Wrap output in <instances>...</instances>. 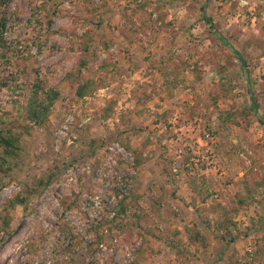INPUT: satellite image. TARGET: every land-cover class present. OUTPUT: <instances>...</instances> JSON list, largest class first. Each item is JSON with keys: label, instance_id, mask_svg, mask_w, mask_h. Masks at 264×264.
<instances>
[{"label": "rangeland", "instance_id": "obj_1", "mask_svg": "<svg viewBox=\"0 0 264 264\" xmlns=\"http://www.w3.org/2000/svg\"><path fill=\"white\" fill-rule=\"evenodd\" d=\"M133 14L143 29L124 38ZM4 16L0 129L28 124L30 86L58 99L46 127L20 133L9 174L0 171V264L264 262V188L232 208L247 196L244 182L264 183V0H12L0 8ZM87 31L89 49L75 36ZM108 53L121 72L76 100L78 76L88 74L82 63L97 68ZM159 58L191 87L159 92L165 80L150 72ZM220 112L234 116L229 131L216 125ZM111 144L134 161L117 169L132 187L127 218L110 230L95 218H106L103 204L114 201L116 183L102 167ZM85 162L93 170L87 182L68 185L69 166ZM18 195L26 203L9 209ZM190 231L204 242L191 243Z\"/></svg>", "mask_w": 264, "mask_h": 264}, {"label": "trees", "instance_id": "obj_2", "mask_svg": "<svg viewBox=\"0 0 264 264\" xmlns=\"http://www.w3.org/2000/svg\"><path fill=\"white\" fill-rule=\"evenodd\" d=\"M12 0H0V8H5L8 6L9 3H11ZM142 8H145V5H140ZM129 17L125 15V20L127 28H125L122 32V35L124 38H129V36H135L141 33V29H143L142 24H140L137 19L136 15L133 14L130 16L131 22L128 19ZM207 22L209 23L210 27L214 29V25L212 23L211 19H207ZM8 23V19L6 16H4L2 19H0V43L3 41V35L2 31L5 28V26ZM52 23V22H51ZM79 35V34H78ZM75 35L76 37H79L81 40L82 45L84 48L89 49L90 44L88 43L90 39V31L85 32L84 35ZM137 40V38H136ZM135 38L131 40L132 43L136 42ZM222 42H224V39H221ZM92 41V40H91ZM46 43V42H44ZM108 49L114 47L112 44H106ZM108 51V50H107ZM113 55L108 53L107 58H104L102 62L98 65L97 68L95 66L88 65V63H82V68L88 74L86 76H78V79L76 81V87L74 89V98L76 100L85 99L86 97H89L93 95L95 92L100 90L105 84L107 83L108 79L110 77H115L118 73L121 72L120 66H118V63L112 59L113 63L111 64L110 59L108 57H112ZM242 64H244V60H240ZM151 69L150 72H159L163 78H164V84L162 88L159 90V92H168V96L175 93V91L180 86H185L186 89L191 87L189 84L186 83V78L183 77L180 73L177 75H173V72L167 73L168 70H170L172 61L167 60L164 58H159L151 60ZM99 73V76L96 78L95 75ZM73 75V74H71ZM193 90V89H192ZM27 101L25 104H23V111L26 115V120L28 121V124L21 125L20 129L16 126L12 127H6L3 129H0V171L3 172L5 175L9 174V171L12 169V161L18 156L19 148H20V141H21V134L22 131L28 132L34 128L33 126L38 127H46L48 124V117L49 114L52 111V108L55 104V102L58 99V93L47 90L43 88L41 84H34L30 86L28 91L26 92ZM170 97V96H169ZM16 99V98H15ZM18 105L21 104L20 100L16 101ZM116 105V102L113 100H110L108 102V105L103 108L102 117L108 119L112 115V112L114 110V106ZM2 120V119H0ZM234 116L231 115V113H217L216 118V125L220 129V131L226 132L229 131L228 124L229 121H233ZM4 122V121H3ZM3 122L0 121L2 124ZM262 123V122H261ZM219 131V130H218ZM142 164L141 155L138 154L135 158V162L133 167L138 168ZM52 175H49L46 180H40L38 187L40 189L45 188L48 183L51 181ZM192 186V185H191ZM244 188L245 193L247 196L244 198H240L237 203L232 207L234 211L238 209V204H242L245 202L246 199L254 200L255 196L257 197L260 193V189L264 188V183H260L258 181H255L254 183H251L249 181L244 182ZM127 198V197H126ZM126 198H124L122 201L118 203L115 210V216L112 220H109L108 218H104L99 222L100 227H107L110 230L113 227H121L122 224H118V221L121 218H127V212L129 210L128 204L126 202ZM26 203V198L22 197L20 195L16 196L13 200L9 201L7 204L9 209H12L13 207L17 205H24ZM260 205L263 207L264 210V200L262 199L260 201ZM231 208V209H232ZM108 213L111 212V210L107 209ZM231 210L225 209V213L228 214ZM234 213V212H233ZM261 223L264 224V214L261 216L260 219ZM218 230H221V225L218 224L217 226ZM190 231L192 235H190V242H196L197 236L199 238L198 232ZM195 234V235H194ZM204 237V236H203ZM199 240H205V238L200 237ZM2 244H0L1 246ZM261 258L264 260V251L263 255H261ZM264 264V262L262 263Z\"/></svg>", "mask_w": 264, "mask_h": 264}, {"label": "built area", "instance_id": "obj_3", "mask_svg": "<svg viewBox=\"0 0 264 264\" xmlns=\"http://www.w3.org/2000/svg\"><path fill=\"white\" fill-rule=\"evenodd\" d=\"M76 136H73L71 140H69V144H73L74 141L76 140ZM102 154L104 156L103 158V166L102 167H106L103 169H107L106 173H109L110 175L114 176V180H112V176H110V180L111 183H116V186H114V188L112 189L114 192V201L112 203H110L108 205V203H104L103 206L105 207V209H109L111 210L110 213H108L106 215V218H108L109 220H112L115 216V208L118 205V203L120 201H122L125 196L127 195V191L130 190V188L132 187V179L131 177H122L119 172L117 171V169L119 168V166L122 164V162H128L133 164L132 161H134V158H132V154L127 150H125L122 146H120L119 144H111L109 146H107L106 149L102 150ZM124 154L130 156V160L124 156ZM92 166L90 163H83L80 165H74V166H69V168L67 169V176H68V180L67 183L68 185L71 184H76L78 179H82L81 183L82 185L84 183L87 182V179L89 178V176L92 174ZM100 173L102 172V169L99 170ZM73 175V176H72ZM126 194V195H125ZM116 200V202H115ZM114 203V204H113ZM100 204V203H99ZM95 220H97V222L101 221L98 216L95 218ZM99 220V221H98ZM96 222V223H97ZM108 231V230H106ZM101 248H104L105 245L101 244L100 245Z\"/></svg>", "mask_w": 264, "mask_h": 264}, {"label": "crops", "instance_id": "obj_4", "mask_svg": "<svg viewBox=\"0 0 264 264\" xmlns=\"http://www.w3.org/2000/svg\"><path fill=\"white\" fill-rule=\"evenodd\" d=\"M186 199H188V198L186 197ZM166 245H167V248H168L171 245V242L169 240H167V244Z\"/></svg>", "mask_w": 264, "mask_h": 264}]
</instances>
